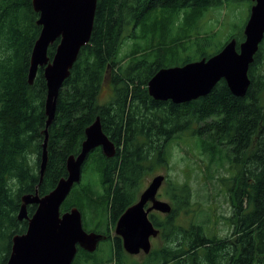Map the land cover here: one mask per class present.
I'll return each instance as SVG.
<instances>
[{"label":"trees","instance_id":"16d2710c","mask_svg":"<svg viewBox=\"0 0 264 264\" xmlns=\"http://www.w3.org/2000/svg\"><path fill=\"white\" fill-rule=\"evenodd\" d=\"M221 3L98 0L91 40L82 47L60 90L56 116L49 127L48 164L40 182L47 121L44 67H39L33 84L28 80L33 47L41 32L39 12L33 0H0V251L10 233L4 264L14 235L25 233L28 227L26 219L18 218L22 197L35 193L37 186L44 196L67 176V159L80 153L86 128L98 116L104 132L115 142L117 154L107 157L98 147L87 159L92 157L95 162L102 185V194L93 199L104 203L110 222L107 230L92 231L113 239L115 264H264V39L250 65L251 84L243 97L234 95L222 79L208 95L189 102L154 99L148 82L169 66L164 62L172 58L168 50L189 48L182 39L142 53L131 49L121 54L129 27L134 38H139L153 18L152 33L157 35L161 27L168 34L170 21L176 23L182 14L200 19L210 7ZM233 38L239 45L245 35L242 33L241 39L232 35L227 43ZM198 39V49L204 50V39ZM58 43L49 47L51 58ZM210 56L202 54V58ZM192 61L187 57L184 64ZM105 82L113 94L110 101L101 103ZM185 133L197 138L198 146L211 159H228L230 175L220 180L231 203L232 212L223 216L230 232L219 236L211 233L205 222L182 223L181 216L192 212L194 206L190 181L166 176L161 196L170 200L172 211L150 214L163 243L144 254L142 261H129L131 255L122 238L112 231L120 216L137 202L145 178L162 166L169 167L171 143ZM73 206L78 205L67 199L61 210ZM36 208V204L29 205V215ZM92 258L93 253L79 248L74 261L88 263Z\"/></svg>","mask_w":264,"mask_h":264},{"label":"water","instance_id":"95a60500","mask_svg":"<svg viewBox=\"0 0 264 264\" xmlns=\"http://www.w3.org/2000/svg\"><path fill=\"white\" fill-rule=\"evenodd\" d=\"M253 1L255 4L251 7L244 28L245 39L239 45L237 39L233 38L221 51L208 58L160 69L148 82L150 95L156 100L189 102L208 95L224 79L234 95L245 96L251 84L250 65L264 39V0ZM97 2L33 0L34 9L39 12L37 23L41 26V32L33 47L28 80L33 84L39 67H44L47 81V121L43 131L45 139L40 182L48 164L49 127L56 116L60 90L82 47L91 40ZM57 40L59 43L51 58L48 50ZM85 133L80 153L67 159V176L62 177L56 187L44 196L39 194L37 186L35 193L22 197L18 218L26 219L28 227L25 233L14 235L6 264H73L79 248L93 253L99 243L107 239L106 234L85 229L83 214L78 206L66 212L61 210L75 184L81 182L89 154L98 147L107 157L117 154V146L104 132L99 116L86 128ZM165 180V174H156L137 202L116 223L115 234L122 238L123 247L129 254L150 253L152 239L160 233L150 214L155 211L168 214L172 211V204L158 196ZM32 204H36L37 208L31 216L28 206Z\"/></svg>","mask_w":264,"mask_h":264},{"label":"rangeland","instance_id":"374dc122","mask_svg":"<svg viewBox=\"0 0 264 264\" xmlns=\"http://www.w3.org/2000/svg\"><path fill=\"white\" fill-rule=\"evenodd\" d=\"M251 7L250 0H222L221 5L210 7L200 19H197V15L188 18L182 14L176 23L175 21H170L172 29L168 34H165L161 27H158L159 33L157 35L153 34L152 31L155 25L152 21L153 18H149V23L145 30L142 29V35L138 36L139 38H134L136 34L132 27H129L121 54L124 55L131 49H136L142 53L163 44L170 46V44L182 39L185 44L189 45V48L176 49V51H173L174 49L168 50L170 52L168 57L172 56V58L165 59V64L169 65L166 67L182 66L187 57L193 59V61L200 60L203 52L206 55L215 54L227 43L230 36L234 35L238 39L242 38L244 27L251 13ZM142 36L146 39L141 38ZM198 37L204 39L202 41L205 46L204 50L198 49ZM112 94L113 92L108 82H105L100 95L101 103L110 101ZM222 162L224 163L221 164ZM228 167L229 162L226 157L223 161L222 159H211L198 146V139L193 138L189 133H185L181 138L175 139L171 143L170 165L169 167L162 166L156 174H165L167 177L179 182L186 179L190 181L194 206L191 209L192 212L181 216L179 220L182 223L188 225L190 221L205 222L211 233H217L219 236H226L230 232V225L225 217L232 212L231 203L220 180L221 176L230 175ZM156 174L145 178L143 190ZM162 187H166V184H163ZM162 187L159 192V198L170 202L168 198L161 196L164 192ZM101 194L102 185L96 172L95 162L91 157L84 164L81 182L75 184L67 197V199H72L76 202L78 207L80 206L83 214V224L88 231L94 229L107 230L110 227L104 203L93 199L94 196H100ZM96 207L98 209H95ZM112 233L115 235V230ZM9 235L10 233L8 232L5 237L6 242H3L1 246L3 250L0 251V264H4L5 261L7 253L5 246L8 245ZM162 243L160 237L152 239L153 247H159ZM114 248L113 239L102 240L97 250L93 252L92 260L86 263V260L82 259V263L115 264L116 260L112 258ZM144 254L143 251L137 255L130 254L131 256H129L128 260L132 262L135 260L142 261ZM78 261L79 259L75 260L73 264H82Z\"/></svg>","mask_w":264,"mask_h":264},{"label":"flooded vegetation","instance_id":"af4514ba","mask_svg":"<svg viewBox=\"0 0 264 264\" xmlns=\"http://www.w3.org/2000/svg\"><path fill=\"white\" fill-rule=\"evenodd\" d=\"M252 2H253V3H252V6H253V5L255 4V1L252 0Z\"/></svg>","mask_w":264,"mask_h":264}]
</instances>
